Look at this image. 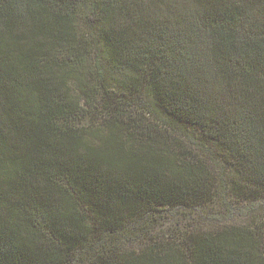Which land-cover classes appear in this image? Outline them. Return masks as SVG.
I'll return each mask as SVG.
<instances>
[{
	"label": "trees",
	"instance_id": "obj_1",
	"mask_svg": "<svg viewBox=\"0 0 264 264\" xmlns=\"http://www.w3.org/2000/svg\"><path fill=\"white\" fill-rule=\"evenodd\" d=\"M0 264H264V0H0Z\"/></svg>",
	"mask_w": 264,
	"mask_h": 264
},
{
	"label": "rangeland",
	"instance_id": "obj_2",
	"mask_svg": "<svg viewBox=\"0 0 264 264\" xmlns=\"http://www.w3.org/2000/svg\"><path fill=\"white\" fill-rule=\"evenodd\" d=\"M189 212V209L186 210ZM185 219H190V217H182V215H178L175 213H167L166 216H163L160 219V222L154 226V229L157 231H160L161 229H169L171 228L172 230H176L178 228L185 229L184 227L186 224H188L189 220Z\"/></svg>",
	"mask_w": 264,
	"mask_h": 264
}]
</instances>
